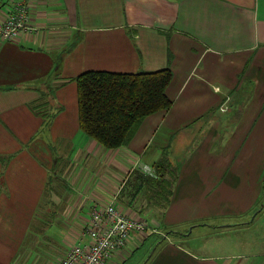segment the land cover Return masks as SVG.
<instances>
[{
  "label": "crops",
  "instance_id": "1",
  "mask_svg": "<svg viewBox=\"0 0 264 264\" xmlns=\"http://www.w3.org/2000/svg\"><path fill=\"white\" fill-rule=\"evenodd\" d=\"M29 1L35 29L0 38V264H57L110 200L149 228L105 264H264V0ZM165 67L170 107L125 145L79 129L78 74ZM166 159L160 215L136 175Z\"/></svg>",
  "mask_w": 264,
  "mask_h": 264
},
{
  "label": "trees",
  "instance_id": "2",
  "mask_svg": "<svg viewBox=\"0 0 264 264\" xmlns=\"http://www.w3.org/2000/svg\"><path fill=\"white\" fill-rule=\"evenodd\" d=\"M171 78L169 67L135 73L87 70L78 74L75 82L79 129L105 148L125 145L144 117L170 107L172 101L166 88ZM35 111L42 118V132L50 126L55 112L47 108ZM163 162L161 171L154 169L156 176L138 174L136 178L141 185H154L158 190L167 187L169 201L176 169L168 159L164 167Z\"/></svg>",
  "mask_w": 264,
  "mask_h": 264
},
{
  "label": "built area",
  "instance_id": "3",
  "mask_svg": "<svg viewBox=\"0 0 264 264\" xmlns=\"http://www.w3.org/2000/svg\"><path fill=\"white\" fill-rule=\"evenodd\" d=\"M35 29L31 22L29 0H8L0 4V38L17 39ZM218 89V88H217ZM228 98L220 105L225 111ZM152 175L149 165L141 166ZM149 222L143 217H130L113 200L92 205L82 238L70 246L57 264H105L113 253L123 248L133 232H144Z\"/></svg>",
  "mask_w": 264,
  "mask_h": 264
},
{
  "label": "rangeland",
  "instance_id": "4",
  "mask_svg": "<svg viewBox=\"0 0 264 264\" xmlns=\"http://www.w3.org/2000/svg\"><path fill=\"white\" fill-rule=\"evenodd\" d=\"M166 160H164V162H163V167L166 165ZM150 166V165H149ZM151 167V169H152V166H150ZM164 169V168H163ZM162 170V169H161ZM168 170L169 171H172V168L171 167H168ZM165 171H167V170H165L164 169V172ZM152 172H153V169H152ZM154 173V172H153ZM153 175V174H152ZM151 176V175H150ZM168 179L170 178V177H167ZM165 184V183H164ZM145 185H147V184H145ZM166 186H168V184H165ZM149 189V192H147V193H149V195L150 196H152V194L150 193V188H149V186H147V190ZM167 187H163L162 189L160 188L159 190H158V188H156V196H157V199H158V202H157V204H158V208H159V212H160V215L162 214V212H163V210H165V208H166V203L168 202V194H167ZM162 207H164V208H162ZM123 210V209H122ZM128 216H130V217H138L139 215L138 214H135V213H132V214H129V213H127L125 210H123ZM139 217H141V216H139ZM148 218V217H147ZM148 220L151 222V220L148 218ZM153 220V219H152ZM154 221V220H153ZM152 223V222H151ZM157 237V241L158 240H160V236L158 235V236H156ZM152 240V237H150V238H148V240L144 243V245L143 246H141L140 247V250H142V251H145V249H147V247L149 246V243H150V241ZM68 251V249H66V252ZM128 264V263H127ZM129 264H132V262H130Z\"/></svg>",
  "mask_w": 264,
  "mask_h": 264
}]
</instances>
